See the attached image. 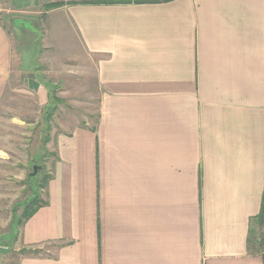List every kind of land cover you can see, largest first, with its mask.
Here are the masks:
<instances>
[{
  "label": "crops",
  "instance_id": "1",
  "mask_svg": "<svg viewBox=\"0 0 264 264\" xmlns=\"http://www.w3.org/2000/svg\"><path fill=\"white\" fill-rule=\"evenodd\" d=\"M54 14L93 65L97 121L52 135L17 264H264V0L81 2L45 21Z\"/></svg>",
  "mask_w": 264,
  "mask_h": 264
},
{
  "label": "rangeland",
  "instance_id": "2",
  "mask_svg": "<svg viewBox=\"0 0 264 264\" xmlns=\"http://www.w3.org/2000/svg\"><path fill=\"white\" fill-rule=\"evenodd\" d=\"M109 1L115 0H35L33 5L29 0L0 2L12 53L0 100V264H17L24 252L17 250L15 241L26 215L41 202L51 176L52 135L64 123L94 127L97 121L93 65L84 60L72 30L59 26V15L46 22L45 14L55 4ZM31 79L50 85V104L43 103L45 95L35 90L39 82L32 84ZM34 166L42 169L31 177Z\"/></svg>",
  "mask_w": 264,
  "mask_h": 264
},
{
  "label": "built area",
  "instance_id": "3",
  "mask_svg": "<svg viewBox=\"0 0 264 264\" xmlns=\"http://www.w3.org/2000/svg\"><path fill=\"white\" fill-rule=\"evenodd\" d=\"M259 232H258V243L261 245V253L264 256V197L261 205V211L259 215Z\"/></svg>",
  "mask_w": 264,
  "mask_h": 264
},
{
  "label": "trees",
  "instance_id": "4",
  "mask_svg": "<svg viewBox=\"0 0 264 264\" xmlns=\"http://www.w3.org/2000/svg\"><path fill=\"white\" fill-rule=\"evenodd\" d=\"M59 5H61V4H59ZM52 6L54 8L58 7V5H56V4L52 5ZM46 7H47V5H46ZM17 28L20 29V27H17ZM38 81H40L41 83L45 84L47 86V88H48V86H50L47 82H45V80H38ZM51 93H52L51 90H48V103L49 104L51 102V95H50ZM40 206H41V202H38V204L34 205L33 208L26 215V219L25 220H27L30 216H32Z\"/></svg>",
  "mask_w": 264,
  "mask_h": 264
},
{
  "label": "water",
  "instance_id": "5",
  "mask_svg": "<svg viewBox=\"0 0 264 264\" xmlns=\"http://www.w3.org/2000/svg\"><path fill=\"white\" fill-rule=\"evenodd\" d=\"M41 167H39V166H34L33 167V169H32V173H31V177H34L35 175H37V173L39 172V171H41Z\"/></svg>",
  "mask_w": 264,
  "mask_h": 264
}]
</instances>
